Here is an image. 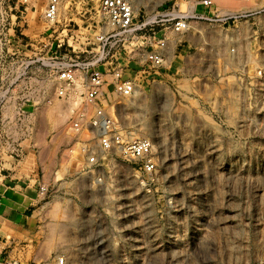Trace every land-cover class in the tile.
<instances>
[{
  "label": "rangeland",
  "instance_id": "1",
  "mask_svg": "<svg viewBox=\"0 0 264 264\" xmlns=\"http://www.w3.org/2000/svg\"><path fill=\"white\" fill-rule=\"evenodd\" d=\"M135 1L147 29L100 42L113 31L100 0H63L54 20L44 17L47 0H0V86L12 87L9 101L27 104L29 116L25 151L4 157L0 181L39 178L40 213L52 212L28 257L15 250L14 259L264 264L262 4L217 0L223 11L249 14L224 22L194 16L205 12L196 0ZM184 13L181 32L163 21ZM160 39L166 58L156 65L147 55ZM66 62L122 67L135 81L133 95H113L108 111L116 130L154 143L152 173H138L119 150L102 151L88 121L71 127L77 111L90 117L93 107L81 94L70 105L57 97ZM77 68L83 92L87 73ZM35 247L48 257L31 258Z\"/></svg>",
  "mask_w": 264,
  "mask_h": 264
},
{
  "label": "built area",
  "instance_id": "2",
  "mask_svg": "<svg viewBox=\"0 0 264 264\" xmlns=\"http://www.w3.org/2000/svg\"><path fill=\"white\" fill-rule=\"evenodd\" d=\"M30 1V0H24ZM63 0H47L44 8V17L47 20H54L58 17L60 6ZM202 5L205 12L197 13L196 17L209 21L228 22L231 19L243 18L248 13L241 12L238 15L232 11H223L217 0H196ZM262 5L255 11L259 17H264V0H258ZM135 0H100V13L106 18L107 25L113 31L102 32L99 37L100 42H106L116 37L129 38L134 36L140 30L147 29V20L140 23L136 9ZM168 17L163 20L174 26L176 31H183L189 26V20L184 13L180 15L176 21ZM160 47L149 52L147 59L156 65H161L165 58V41L159 40ZM106 56L101 55L95 62H99ZM99 65V64H98ZM78 66L85 69L86 85L84 91L82 82L79 79ZM122 67H107L100 69L95 63L66 62L63 67L58 70L56 88L57 97L71 104V100L77 95H84L86 104L93 107L90 117L87 110L77 111L73 116L71 127L80 130L81 124L88 121L92 133L98 140V147L102 151L116 149L128 159L133 161L138 173L153 172L156 169L155 146L154 143L146 137H136L131 133L118 131L113 125L111 114L109 113V100L113 95L132 96L136 91L135 81L127 76ZM84 87V86H83ZM12 91V87L0 86V171L3 170V159L5 156L15 157L24 153V141L29 133L28 114L25 104L21 102L9 101L8 94ZM31 106L38 104V99L31 98ZM32 134V132H31ZM34 143V140L33 142ZM94 149V148H93ZM90 161L94 164L97 162V155L93 150L89 151ZM5 264H20L18 261H8ZM55 264H68V261L61 257Z\"/></svg>",
  "mask_w": 264,
  "mask_h": 264
},
{
  "label": "crops",
  "instance_id": "3",
  "mask_svg": "<svg viewBox=\"0 0 264 264\" xmlns=\"http://www.w3.org/2000/svg\"><path fill=\"white\" fill-rule=\"evenodd\" d=\"M33 180V183L30 180L22 183L11 179L0 181V264L15 260V250L28 257V241L42 234V221L51 219V211L40 213L41 197L36 193L39 178ZM32 253L29 256L33 259L48 257L42 247H35Z\"/></svg>",
  "mask_w": 264,
  "mask_h": 264
},
{
  "label": "bare ground",
  "instance_id": "4",
  "mask_svg": "<svg viewBox=\"0 0 264 264\" xmlns=\"http://www.w3.org/2000/svg\"><path fill=\"white\" fill-rule=\"evenodd\" d=\"M225 1V0H224ZM227 6H229V7H233L234 5L232 4V3H228V4H226ZM189 7V6H188ZM191 10V9H190ZM67 257V256H66ZM66 259H68V258H66Z\"/></svg>",
  "mask_w": 264,
  "mask_h": 264
}]
</instances>
